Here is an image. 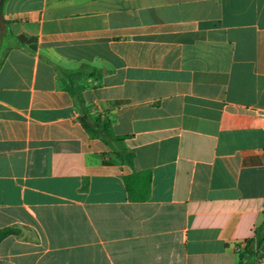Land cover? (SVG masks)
Masks as SVG:
<instances>
[{
    "label": "crops",
    "instance_id": "0c3cea01",
    "mask_svg": "<svg viewBox=\"0 0 264 264\" xmlns=\"http://www.w3.org/2000/svg\"><path fill=\"white\" fill-rule=\"evenodd\" d=\"M0 229V264H254L264 0H4Z\"/></svg>",
    "mask_w": 264,
    "mask_h": 264
},
{
    "label": "trees",
    "instance_id": "16d2710c",
    "mask_svg": "<svg viewBox=\"0 0 264 264\" xmlns=\"http://www.w3.org/2000/svg\"><path fill=\"white\" fill-rule=\"evenodd\" d=\"M4 0H0V9L2 6V3ZM16 42L21 46H26L29 48L34 47V43L27 37L19 35L16 36ZM86 67H80L79 69L75 71H71L67 74L64 85L65 89L68 91V93L72 96V98L75 101V104L79 106L80 114L78 117L79 123L82 126V128L89 133L91 136L95 138H99L103 140L108 145L112 146L115 150V153L124 158L128 164H132V158L133 154L130 152H126V150L122 147L120 144V139L118 137H115L110 130L109 122L102 123L99 119V116H93L89 114L87 108L85 107V102L82 96V89L83 87L75 82V79L83 74L87 75H95L94 70H87ZM144 173H141L143 175ZM136 175H140L137 173H132L130 176L126 177L125 179H128L129 177H135ZM147 178H149V174L147 173ZM148 189V186L146 187ZM147 191L144 193L143 196H146ZM10 229H0V241L8 234L10 233ZM260 234L258 232L255 233V238L249 239L247 241V245H258L260 242Z\"/></svg>",
    "mask_w": 264,
    "mask_h": 264
},
{
    "label": "built area",
    "instance_id": "2783aa9c",
    "mask_svg": "<svg viewBox=\"0 0 264 264\" xmlns=\"http://www.w3.org/2000/svg\"><path fill=\"white\" fill-rule=\"evenodd\" d=\"M244 243H241L236 246V249L239 250L240 246H243ZM254 264H264V251L254 249Z\"/></svg>",
    "mask_w": 264,
    "mask_h": 264
}]
</instances>
